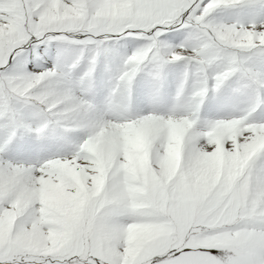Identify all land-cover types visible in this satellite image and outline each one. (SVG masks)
Here are the masks:
<instances>
[{
  "label": "snow or ice",
  "instance_id": "1",
  "mask_svg": "<svg viewBox=\"0 0 264 264\" xmlns=\"http://www.w3.org/2000/svg\"><path fill=\"white\" fill-rule=\"evenodd\" d=\"M0 264H264V0H0Z\"/></svg>",
  "mask_w": 264,
  "mask_h": 264
}]
</instances>
